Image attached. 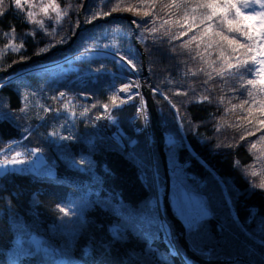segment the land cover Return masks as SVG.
<instances>
[{
	"label": "trees",
	"instance_id": "16d2710c",
	"mask_svg": "<svg viewBox=\"0 0 264 264\" xmlns=\"http://www.w3.org/2000/svg\"><path fill=\"white\" fill-rule=\"evenodd\" d=\"M58 2L63 7L69 0ZM70 2L73 6L69 12L70 21L65 19L61 33L68 37L67 42L57 43L50 50L64 46L73 38V26L79 19L80 29L72 45L64 52H55L44 61L36 60L31 64L30 60L40 59L50 51L34 54L51 38L39 30L35 37L28 35L34 26L26 22L25 13L14 6L7 7L0 17V33L15 27L16 42L22 39L25 48L19 53L9 50L3 64H12V67L24 64L27 68L85 49L115 54L114 48L104 45L118 43L122 54L134 58L139 74L140 55L131 39L135 31V39L145 56L151 97L164 135L170 190L179 180L189 191L203 197L208 210L209 215L197 223V228H185L190 251L207 261L236 259L230 264H264V190L252 187L253 183L258 184L264 179V154L260 151L264 142H258L264 127L243 141L239 140L240 131L234 128L218 133L214 116L219 118L223 108H218L215 101L188 102L193 96L188 87L190 81L195 85L197 95L213 82L203 86V76L185 77L186 66L180 63L181 60H188L190 67L197 66L187 54L177 55L182 51L179 47L177 53H172L166 37L162 43H153L151 36L142 40L141 29L132 24L135 20L144 28L151 27V15L142 17L133 12L118 11L85 23L90 9L102 7L108 11L112 4L101 6L100 0ZM7 3L10 5L11 0ZM124 3L135 5L137 0H124ZM81 4L83 8L77 10ZM155 11L163 19L169 18L159 6ZM161 22L157 19L156 26L159 27ZM46 23L49 27L54 26L51 21ZM181 24L182 20L177 23V17H172V24L165 27H171L172 33L186 31V26L181 27ZM116 26L123 31L113 32ZM78 28L74 29L75 33ZM196 31L193 29L172 43L178 46ZM6 42L0 35V47ZM192 46L194 48L195 43ZM21 55L29 59L21 61ZM3 72L6 71H0ZM3 78L0 76V81ZM128 78L127 71L113 60L96 57L71 61L48 72L24 75L0 87V149L9 142H18L12 146L13 152L19 149L26 153L31 148H41V155L55 171L54 175H37L21 169L0 175V264H13L14 261L16 264H59L60 261L70 264H151L150 251L163 255L167 264H183L178 254L169 255V246L161 236L146 238V226L142 228L137 220V216L148 215L157 207L146 137L134 133L129 124L135 102L113 108L109 100L119 86L129 81ZM169 79L175 83H167ZM177 89L187 90L189 96L172 95ZM25 91L36 93L30 97L27 114L19 111L23 107ZM60 92L67 94L64 99L59 98ZM219 94L217 88L213 95ZM165 95L177 104L179 115L164 99ZM53 96L57 99L53 100ZM68 99L75 105L76 115L72 120L67 119L69 113L62 108ZM37 100L53 111L44 113L35 106ZM103 104H109L120 133L107 118L96 119L97 115H104ZM57 108L61 110L55 111ZM85 108L87 114L80 116ZM37 113L44 118L40 119ZM5 115L9 119H4ZM226 119L229 123L236 122V116L232 114ZM52 131H56L57 136H49ZM124 135L129 139H124ZM60 136H72L73 139L61 140ZM249 142H257V148L249 151ZM229 143L236 146H225ZM152 151L156 189L163 195L165 179L154 136ZM258 156L260 162L256 160ZM81 159L85 160L84 165L78 164ZM254 164L253 169L250 166ZM246 170H255L258 175H246ZM58 206L70 210V215L64 216ZM115 229L122 233L119 240L112 239ZM32 237L38 238L45 248L56 250L55 254L43 250L38 254H23L29 247L34 249L30 243ZM20 241H24L23 245L18 244ZM175 245L185 260L197 264L189 261L179 245Z\"/></svg>",
	"mask_w": 264,
	"mask_h": 264
},
{
	"label": "snow or ice",
	"instance_id": "6c2138e0",
	"mask_svg": "<svg viewBox=\"0 0 264 264\" xmlns=\"http://www.w3.org/2000/svg\"><path fill=\"white\" fill-rule=\"evenodd\" d=\"M105 3H111V9L108 11H104L102 7L90 9V14L85 18V23H92L98 17H107L113 12L118 11L133 12L135 15L142 17L151 15L153 17L150 22L152 26L148 28H144L135 20L132 21V24L141 29L140 38L147 40L148 36H151L153 43H162L166 37L167 43L170 45L169 50L172 53H177V47H179L182 51L177 53V55L186 53L188 58L197 65L193 68L188 66V60H181L180 63L186 66L183 73L185 77L203 76V86L209 85L210 81L213 82L210 87H203V91L197 95L195 85L190 81L188 87L193 92V96L189 98L188 102L196 100L199 103L205 101L212 103L215 101L218 108H223V112L219 118L214 116L217 119L215 130L218 133L222 129L234 128L240 131L239 140L243 141L246 139V136L254 135L256 131H260V128L264 127V0H137V4L135 5L125 4L124 0H116L115 3H112V0H100L101 6L105 5ZM9 6H14L15 9L24 12L26 22L34 26L27 33L28 35L35 37L36 31L39 30L51 38L48 44L39 48L34 53L35 55L49 51L57 43L67 42L68 37L61 33L64 31L63 23L65 19L67 18L70 21L69 12L73 7L70 0L63 7L58 0H11L10 5L7 3V0H0V17L4 15ZM157 6H159L161 12H164L165 16L169 17L168 19H163L159 16L155 11ZM80 8H83V4L79 5L77 10ZM141 8L146 10L141 11ZM172 17H177V23L182 20L183 24L180 26H186V31L172 33L171 27L166 28L165 25L172 24ZM157 19L162 20L159 27L156 26ZM46 21H51L54 26L49 27ZM79 26L80 20L77 19L73 26V35H75L74 29ZM193 29H197V31L188 40L183 41L178 46L172 43L174 40L187 35L188 32H192ZM112 31L118 33L123 31V29L120 26H116ZM145 33L148 35H145ZM157 33L159 35H156ZM0 35L7 40L3 47H0V71H7L8 68L12 67V64L5 66L3 64L4 56L9 50L13 53L21 52L25 48V43L22 39L19 43L16 42L15 27H11L10 30L2 32ZM193 43H195L194 48L192 46ZM104 47L114 48L115 55L119 58L117 63L128 67L130 71L139 70L133 57L121 53L118 43H113L112 45L105 44ZM89 51L91 49H85V52L81 53V56L87 54ZM26 59H29V57L21 55V61ZM77 59H80V57H77ZM17 62L13 61V63ZM100 70L96 69V71ZM167 83L173 84L175 82L169 79ZM139 86L138 81L122 85L109 97L111 106L119 108L124 103H127L128 100L132 99L131 89L133 87L138 88ZM0 87H3V85H0ZM217 88H219L220 94L213 95L216 93ZM153 91H158V89H153ZM118 93L128 94L127 100L122 99ZM35 95L36 93L27 91L23 93V107L19 109L21 113H28L30 97ZM58 95L60 99H64L67 94L60 92ZM172 95L188 97L189 92L177 89L172 92ZM52 99L56 100L57 97L53 96ZM140 99L141 104L138 109V115H141L144 121L147 122L146 103L142 96ZM164 99L168 101L171 107L176 110L177 115H179L180 110L177 104L168 95H165ZM234 100L238 101V103H233ZM35 106L44 113L53 111V109L40 104L38 100L35 102ZM92 107H96V105H92ZM102 107L104 115H97L96 119L107 118L115 122V117L110 113L109 104H103ZM62 108L71 116L74 117L76 115L73 110L75 105L72 104L71 99L66 100L62 104ZM60 110V108L55 109L57 112ZM87 112L88 109L85 108L79 115L85 116ZM229 114L236 116V122H228L226 117ZM37 115L40 119L44 118L39 116V113ZM4 119H9V117L5 115ZM49 136L55 137L57 136V132L52 131L49 133ZM59 139L71 140L73 137L60 136ZM258 142H264V134L259 136ZM13 143L9 142L5 149H0V154L3 155V159H0V169H6L8 166L22 165L26 162L25 152L12 151ZM217 146L220 147L221 145L218 144ZM225 146L234 147L236 145L229 143ZM256 148L257 142H249V151ZM41 151V148L35 147L28 150L27 154L35 156ZM260 151L264 154V148ZM256 160L260 162L261 157H256ZM85 163L84 159L78 161L80 165H84ZM250 167L254 169L255 164ZM246 175L255 177L258 173L255 170L250 172L246 170ZM252 187L264 190V179L258 184L253 183ZM59 211L64 216L70 215V210L64 207H59ZM137 220L142 228L146 226L144 233L146 238L151 237L154 239L157 236H161L163 241L169 246V255L178 254L175 250L170 226L158 216V208L151 210L148 215L141 214L137 216ZM189 227L195 229L198 225L190 224ZM120 238H122L120 229L112 230V239L119 240ZM20 243L23 245L24 241H20ZM40 251L41 248L39 246L35 249L29 247L27 252L23 254L33 255L34 253L38 254ZM47 251L55 254L56 250L48 249ZM150 255L153 257L151 264H167V260L163 255H157L151 251ZM13 264H16V262L14 261ZM59 264H70V262L60 261Z\"/></svg>",
	"mask_w": 264,
	"mask_h": 264
},
{
	"label": "rangeland",
	"instance_id": "374dc122",
	"mask_svg": "<svg viewBox=\"0 0 264 264\" xmlns=\"http://www.w3.org/2000/svg\"><path fill=\"white\" fill-rule=\"evenodd\" d=\"M91 50L89 51L87 54L81 56V54H78V52L76 54H74V58H72L70 55L69 57L65 56L62 58H56L53 60H47L46 62H44L43 64H36L34 67L32 68H26L23 69L21 71H19L18 73L21 74H27V73H40V72H48L53 70L52 68L55 67H59L62 66L63 64H66L68 62L71 61H77V60H83V59H92V58H96V57H101L100 55H103L105 57H109V59L113 60L114 62L117 63V60L115 58V54H109L110 52L106 53V51L103 50ZM85 52V51H84ZM77 57H80V59H77ZM117 57V56H116ZM65 61H63L64 59H66ZM119 65L120 68L124 69L127 71V74L129 75L128 78V82H135L137 81L136 76L137 72L136 71H130L128 68L122 66V64L117 63ZM145 78V77H143ZM1 85V83H0ZM149 83H146V86H148ZM137 92H133L131 93L132 95V99L128 100V102L130 101H134L135 102V110L133 113V116L135 115L136 111H137V107L139 106L137 104V101L139 100V97L137 95ZM118 95L122 98L127 100V96L128 94L124 93H118ZM147 116H148V124H149V129H150V135L148 137H146V144H147V148H148V153H149V159H150V168H151V172H152V176H155L154 174V170H155V163H154V157H153V151H152V142H153V136L154 133L151 129L150 126V118L148 115V112L146 110ZM132 116V117H133ZM67 119L68 120H72V116L71 115H67ZM107 122L109 124H112L115 129L118 131V133H120V128L118 126V124L116 122H113L112 120H107ZM116 123V124H115ZM131 123V118L129 119V124ZM159 124V122H158ZM160 126V125H159ZM161 129V128H160ZM162 132V130H161ZM163 134V132H162ZM163 140H164V135H163ZM154 141H155V136H154ZM164 146V144H163ZM32 149V148H31ZM18 151H20L18 149ZM22 152V151H21ZM27 157H26V162L22 165H16V166H8V168L6 169H0V175H2L3 173L10 171V170H25V171H30L32 173H35L37 175H54L55 171L53 169V167L49 164H47V162L45 161V159L43 158V156L41 155V153H37L35 156L29 157L28 154L26 153ZM156 182V180H155ZM155 204L156 207L158 208V216L167 224L170 226L171 232H172V239L174 241V245L176 242V236L174 234V229L172 227V225H170V221L168 220L166 214H165V210L164 207H162V195H160V193H158L156 187H155ZM168 201H169V206L171 208L172 213L174 214V216L181 222V224L184 226L185 228H189L190 224H197L201 219L206 218L209 214H208V210L206 209L205 205H204V201H203V197L196 192H192L189 191L186 187H184V185L177 180L176 182H174L173 187L171 188V190L169 191V196H168ZM30 243L32 244V246L34 247V249L39 246L41 248V250L43 251H47L48 249L45 248L44 246L41 245V242L39 241L38 238L32 237L30 239ZM18 244L20 245V242H18ZM175 250L178 253V250L176 248L175 245ZM179 257L181 258L183 264H190L188 261H186L185 259H183V257L180 255V253H178Z\"/></svg>",
	"mask_w": 264,
	"mask_h": 264
},
{
	"label": "water",
	"instance_id": "95a60500",
	"mask_svg": "<svg viewBox=\"0 0 264 264\" xmlns=\"http://www.w3.org/2000/svg\"><path fill=\"white\" fill-rule=\"evenodd\" d=\"M128 20V18H126ZM78 33V30L76 32V34L74 35V37L68 42V44L64 47L61 48H56L54 50H52L51 52H49L44 58H47L50 54L55 53V52H63L65 51L74 41L76 35ZM133 44L135 45L137 52L140 54V58H141V74H140V81H142L141 78L143 77H147V70H146V66H145V56L144 53L142 52L140 46L138 45L137 41L135 40V32L133 33ZM18 68V66L12 67L11 69H9L6 73H10L14 70H16ZM142 84H145V82H141ZM140 91L145 99V103H146V109L150 118V126L151 129L154 133L155 136V147H156V152L158 154V157L160 159V163L163 169V174H164V179H165V189H164V193H163V197H162V203H163V207L165 210V214L168 218V220L171 222L172 227L174 229V234L176 236V242L179 245V247L183 250L185 256L187 257V259L197 263V264H230L234 260H219V261H207V260H202L199 259L196 255H194L189 247L188 244L185 240V229L183 227V225L181 224V222L173 215L171 208L169 206V202H168V194H169V176H168V172H167V164H166V157H165V153H164V149H163V144H164V140H163V134L161 132L160 126L158 124V116H157V112L154 106V102L153 99L151 97V93H150V86L147 87H141Z\"/></svg>",
	"mask_w": 264,
	"mask_h": 264
},
{
	"label": "bare ground",
	"instance_id": "6f19581e",
	"mask_svg": "<svg viewBox=\"0 0 264 264\" xmlns=\"http://www.w3.org/2000/svg\"><path fill=\"white\" fill-rule=\"evenodd\" d=\"M115 58H116V60L118 61V57H116L115 56ZM125 67V66H124ZM126 68H128V67H126ZM129 69V68H128ZM139 82V87L137 88V87H133L132 89H131V93H135V92H137V91H139V89L143 86V87H146V85L145 84H142L141 82H145V79H143L142 81H138ZM140 108V105L137 107V111H136V113H135V115H134V117H133V127L136 129V130H138V131H142V132H145V134H147V136H149L150 135V129H149V124H148V122H145L144 121V119H143V117L141 116V115H138V109Z\"/></svg>",
	"mask_w": 264,
	"mask_h": 264
}]
</instances>
